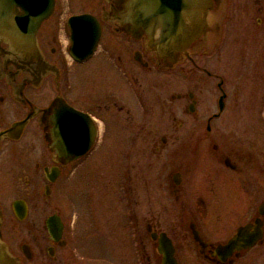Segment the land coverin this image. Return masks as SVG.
<instances>
[{
  "label": "flooded vegetation",
  "instance_id": "af4514ba",
  "mask_svg": "<svg viewBox=\"0 0 264 264\" xmlns=\"http://www.w3.org/2000/svg\"><path fill=\"white\" fill-rule=\"evenodd\" d=\"M208 6L200 37L183 21L174 65L104 17L118 0H55L22 57L0 33V234L16 264H264V0ZM75 182L100 185L81 192L77 232Z\"/></svg>",
  "mask_w": 264,
  "mask_h": 264
},
{
  "label": "water",
  "instance_id": "95a60500",
  "mask_svg": "<svg viewBox=\"0 0 264 264\" xmlns=\"http://www.w3.org/2000/svg\"><path fill=\"white\" fill-rule=\"evenodd\" d=\"M110 2L111 0H105ZM122 3L123 11L104 13V17L110 21H128L134 25V32L146 33L149 37L150 48L156 58L163 62L174 65L187 56L188 43L192 35L182 26L184 22H193L198 25V31L193 32V38L200 37L204 32L203 27L208 26L210 0H182L183 13L179 14L181 7L179 0H118ZM55 5V0H0V33L4 34L13 44L19 57L26 52H31L33 35L36 26L50 15ZM181 13V12H180ZM90 14L74 15L70 23H82L91 17ZM73 35L80 37V28H74ZM99 28L96 29V34ZM76 40L79 41V38ZM77 42V41H76ZM78 48V43H77ZM76 48V49H77ZM93 46L86 52L76 49L72 55L76 59L89 56ZM31 54V53H29ZM17 56V57H18ZM26 56V55H25ZM59 128V129H58ZM54 130L53 136L56 141L54 152L64 155L63 137L65 134L63 120ZM89 145L80 151H72L76 157L87 152ZM19 219L23 215L16 213ZM2 213L0 211V225ZM4 243L0 234V264H16L9 252H5Z\"/></svg>",
  "mask_w": 264,
  "mask_h": 264
},
{
  "label": "rangeland",
  "instance_id": "374dc122",
  "mask_svg": "<svg viewBox=\"0 0 264 264\" xmlns=\"http://www.w3.org/2000/svg\"><path fill=\"white\" fill-rule=\"evenodd\" d=\"M63 6L66 7V9L69 11V13H75L79 11H88L93 13H99L100 12V6L105 3V0H59ZM89 183V182H88ZM85 184V186H82L79 184V182H75V185L72 186L70 189H67L68 196L73 199L75 202V208L72 210L70 216L72 223L75 225L74 231L77 232L76 228L79 229V226L82 224L83 220V214L80 210L81 208V199L82 194L81 192H99L100 185L99 183L91 182L89 184ZM11 185V183H10ZM103 184H101V191ZM13 192V191H12ZM10 192V193H12ZM107 221L102 220L105 224ZM110 222V221H109ZM120 264H124L123 262Z\"/></svg>",
  "mask_w": 264,
  "mask_h": 264
}]
</instances>
